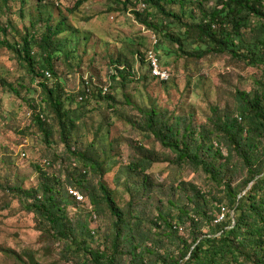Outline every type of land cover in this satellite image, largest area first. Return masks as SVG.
I'll use <instances>...</instances> for the list:
<instances>
[{
	"label": "rangeland",
	"instance_id": "374dc122",
	"mask_svg": "<svg viewBox=\"0 0 264 264\" xmlns=\"http://www.w3.org/2000/svg\"><path fill=\"white\" fill-rule=\"evenodd\" d=\"M22 1L25 2L21 4ZM79 2L82 5L75 10ZM187 4L184 22L190 21L189 16L195 13L194 10L198 11L197 19L201 18L199 9ZM213 5L214 2L209 1V7ZM143 8L131 5L124 9L115 0H9L8 5L0 0V264H82L78 258L66 259L62 244L54 245L51 239L42 236L35 217L22 206L26 203L25 196L20 200L14 197L17 188L25 192L38 190L41 177L37 168L45 161L51 163V167L44 169L46 174L57 176L69 188H74L67 182L66 149L61 140V129L49 107L42 103L41 89L34 82L28 61L19 60L14 52L2 45L7 42L23 45L27 36H34L40 42L49 26L57 30L62 21L70 31L54 38L52 45L62 44L53 59L54 81L60 80L66 93L72 96L73 101L66 102V109H84L85 104L76 102L74 96L82 90L86 78L93 77L98 86L106 85V82L111 84L109 95L114 99L104 101L96 112L83 117L78 129L69 134V145L106 164V184L116 191L117 202L123 208L139 202V198L129 192L131 184L137 182L132 163L137 160L138 147L143 145L161 154L164 160L146 171L157 186L153 198L141 202L140 213L148 228L161 212L178 213L170 200L188 208V194L194 193V189L207 198V210L217 215V199H224V184L220 186L190 164H175L176 153L151 133L138 128L141 119L138 110L139 107L146 111L158 110L168 121L174 122L181 117L203 125L208 123L211 108L216 106L232 119L237 118L240 116L238 92H254L257 82L264 81V66H249L228 54L212 52L202 59L190 58L185 53L179 57L177 52L181 44L167 41L160 31L180 32L181 24L175 19H161L160 31L149 29L136 15V11H143ZM170 10L183 12L180 2L171 5ZM244 35L249 38L250 31L246 30ZM156 37L159 40L156 51L173 79L168 83L136 77L115 80L113 77L118 74L114 62L135 65V54L141 52L144 56L150 52L155 47ZM192 40L184 37L183 49L189 53L196 52ZM164 48L169 50L165 56ZM34 51L32 57L42 63L45 58L37 49ZM10 86L19 94L12 92ZM37 115H44L47 125L55 127L49 143L38 129ZM259 147L264 149V138L259 141ZM222 152L230 158L223 181L230 183L239 197H244L252 188V184L246 186L248 170L237 156L229 157L227 146L222 147ZM183 183H186L185 190L180 189ZM220 206L226 208V218L230 215L235 222V212L228 207V200ZM85 207L83 210L72 206L70 218L88 220L91 232L95 233L92 249L105 250L106 238L112 233L115 222L108 215L98 214V219H94L89 213L90 206ZM210 230L206 226L203 233ZM191 233L188 222L182 226L181 235L191 243Z\"/></svg>",
	"mask_w": 264,
	"mask_h": 264
},
{
	"label": "trees",
	"instance_id": "16d2710c",
	"mask_svg": "<svg viewBox=\"0 0 264 264\" xmlns=\"http://www.w3.org/2000/svg\"><path fill=\"white\" fill-rule=\"evenodd\" d=\"M4 1L8 5L9 0ZM209 1L214 2L213 7H209ZM115 2L124 9L131 5H138L139 8L143 6V11L138 9L136 15L138 21L149 29L160 31L161 19H175L180 23L183 27L180 32L160 31L167 41L181 44L177 52L179 57L185 53L190 58L202 59L212 52L228 54L249 66H264V0ZM178 2L183 12L170 10V6ZM186 3L198 8L201 18L197 19L198 11L194 10L195 13L189 16L190 21L184 22L188 9ZM81 5L79 2L75 10ZM68 30V25L62 21L57 30L49 26L40 42L34 36H27L23 45H11L8 42L2 44L14 52L19 60L28 61L34 82L40 86L42 103L49 107L51 116L61 129V140L66 149L67 182L74 185V188H69L61 178L46 174L44 169L51 167V163L45 161L37 168L41 177L38 190H14L17 193L14 194L16 200L26 197V203H22V206L35 217L42 236L51 239L54 245L62 244L66 259L78 258L82 264H264V149L259 147V141L264 138V81H258L257 89L251 94L238 92L240 116L233 119L216 106L211 108V117L203 125L181 117H177L174 122L168 121L158 110L146 111L139 107L141 119L137 123L138 128L151 133L176 153L177 159L173 160L175 164H190L204 171L220 186L224 184L225 188L224 199H217V215L207 210V198L194 189V193L188 194V202L194 209L190 205L182 208L175 200H170L178 213L161 212L148 228L140 213L141 202L145 198L151 200L157 186L146 171L156 162L164 160L161 154L143 145L138 147L137 160L132 163L137 182L131 184L129 192L138 197L139 202H132L128 208H123L117 202L116 191L106 184V164L96 161L88 152L73 150L69 145V134L78 129L83 117L87 113L96 112L104 101L114 99L109 95L112 85L106 82V85L98 86L92 77L89 78L90 86L86 87L84 79L82 90L74 96L76 102L85 104L84 109H66L65 104L69 100L73 101L72 96L66 93L60 80L54 81L56 71L53 59L62 44L59 42L52 45V42ZM246 30L250 31L249 38L244 35ZM184 37L193 38L191 44L195 53L183 49ZM198 48L202 51H197ZM204 48L208 51H203ZM35 49L45 58L42 63H37L32 57ZM168 51V48L162 50L164 56ZM148 55L149 52L144 56L137 52L134 56L135 65L114 62L118 75L113 78L126 80L136 77L163 81L153 76ZM46 72L51 74V78H47ZM172 77L163 82H170ZM108 86L110 91L105 95L104 88ZM10 88L19 94L15 87ZM87 90L90 92L87 93ZM93 102L95 105H92ZM42 116L37 115L36 123L49 143L54 137L55 127H49ZM223 146H227L229 157L237 156L248 170L246 186L252 184V188L244 197H239L231 184L223 181V174L230 163V158L222 152ZM185 185H180V189L185 190ZM71 189L83 193L86 202L78 204L70 195ZM225 199L228 200V207L235 212V222L228 215L223 222L216 223L225 208L220 206ZM86 205L90 206L89 213L94 219H98V214L108 215L115 222L112 233L106 238L105 250L92 249L91 241L95 233L91 232L88 220L74 221L70 218L69 209L72 206L84 210ZM188 222L191 223V243L181 235L182 226ZM206 226L211 230L204 234Z\"/></svg>",
	"mask_w": 264,
	"mask_h": 264
},
{
	"label": "built area",
	"instance_id": "2783aa9c",
	"mask_svg": "<svg viewBox=\"0 0 264 264\" xmlns=\"http://www.w3.org/2000/svg\"><path fill=\"white\" fill-rule=\"evenodd\" d=\"M155 40V47L149 52L148 55V60L151 64V68L153 71V76L160 78L163 81H169L172 77L171 73L169 70L164 69V67L162 66V61L160 59L159 54L156 51V47L159 44V40L156 38H154ZM47 78H51V74L49 72H46ZM85 83H86V87L90 86V80L89 78L85 79ZM105 90V95L109 93L110 91V86L104 88ZM90 90H87V93H89ZM80 100L82 101L83 98H80ZM44 118V116H42V119ZM70 195L77 201L78 204H84L86 202V198L85 196L78 190L76 189H71ZM226 208L222 209V212L218 218V220L216 221V223H220L223 222L226 218Z\"/></svg>",
	"mask_w": 264,
	"mask_h": 264
}]
</instances>
